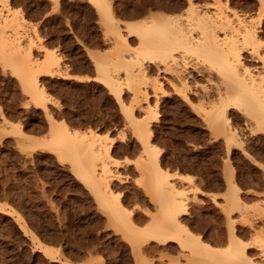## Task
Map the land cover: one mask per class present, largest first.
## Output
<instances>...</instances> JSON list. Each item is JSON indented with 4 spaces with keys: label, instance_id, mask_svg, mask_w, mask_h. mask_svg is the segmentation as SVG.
Returning a JSON list of instances; mask_svg holds the SVG:
<instances>
[{
    "label": "rangeland",
    "instance_id": "1",
    "mask_svg": "<svg viewBox=\"0 0 264 264\" xmlns=\"http://www.w3.org/2000/svg\"><path fill=\"white\" fill-rule=\"evenodd\" d=\"M104 2L117 20L118 33L112 32L107 17L91 0H0L3 13H11L16 24H4L0 30V264L194 263L188 259L186 239L184 247L178 243L182 250H176L150 236L170 222L164 208L167 196L158 189V177L162 182L166 178L175 192L184 193L186 223H194L191 229L213 246L228 244L232 221L243 230L251 221L264 228V123L257 130V124L243 120L245 110L233 108L229 125L235 126L237 141L227 142L222 131L217 130L221 137L210 121L188 107L184 116L192 123L177 130L159 128L160 113L153 104L157 90L151 84L154 69H148L146 79L137 78L135 85L128 86L124 66L112 64L115 55L126 59L133 50L138 52L136 34L126 23L142 19L131 13L141 0ZM252 11L251 16L257 17ZM4 36H19L21 48L11 46ZM49 54L59 64L51 73L40 68ZM25 57L32 61L33 74L44 90L42 103L21 79ZM97 62H108L109 72L120 83L119 100L98 77L104 74L97 70ZM137 68L135 64L133 71ZM165 89L163 104L179 108L182 97L168 86ZM134 97L151 108L133 106L132 112L148 125V151L152 159H158L161 176L125 115ZM213 128L219 136L213 135ZM64 131H75L79 138L93 131L98 140L92 148L91 139L84 145L78 141L71 152ZM98 154L109 159L112 203L116 205L115 197H119L134 227L109 213L83 179L82 170L87 172L91 164L99 163ZM162 184L163 190L166 184ZM235 186L241 187L238 193ZM231 195L238 199L232 201ZM149 225L154 228L146 230ZM217 233L224 242L217 243ZM249 233L244 231L241 239L250 241Z\"/></svg>",
    "mask_w": 264,
    "mask_h": 264
},
{
    "label": "bare ground",
    "instance_id": "2",
    "mask_svg": "<svg viewBox=\"0 0 264 264\" xmlns=\"http://www.w3.org/2000/svg\"><path fill=\"white\" fill-rule=\"evenodd\" d=\"M91 1L97 6L98 12L107 17V23L112 32L118 33L117 20L109 5L104 2L106 0ZM252 10L256 11L257 17L251 16ZM129 11L127 12L129 13ZM131 13L142 16L139 23H126V27L136 34L138 52L133 50L135 55L133 54L132 56L133 51L130 50L132 51L131 55L128 54V58L126 59L123 57V54L115 55L112 64L117 67L124 66L126 71L125 78L127 79L126 84L128 86L131 84L135 85L134 83H136L137 78H141V80L146 79L150 71L148 69H154L155 77H151L153 79L151 80V84L153 83V86L156 88L154 89L157 90L154 93L156 94V100L153 104L159 109V128L163 130L168 127L174 130L176 127H183V124L190 123L191 118L189 119L190 121L186 120L188 116L185 117L184 114L188 107H192V110H197L202 119L210 121V124L216 131H222L224 139L227 142L235 141L236 135H238V133L235 134V126L231 127L229 125L233 108L245 110L243 120L248 122L247 124L249 125L256 126L257 124L256 129H261L259 124L264 123V21L262 20L264 18V0H141L140 5L134 11L132 10ZM10 15L11 13H3V9L0 7V30L4 27V24H15L14 17ZM116 38L113 39L115 40ZM3 40H9L12 44L11 46L15 48H21L22 46L19 36H4ZM9 42L7 41V43ZM122 45L125 46L126 43H122L121 47ZM27 59L28 57L25 59L27 63H23V65L21 63L20 66L21 79L32 97L38 103H42L45 96L44 90L40 87L36 75L33 74L32 61L30 60L31 63H28L29 60ZM43 62L40 68L45 72L51 73L54 67H59L58 59L53 54L47 55ZM148 63H152L154 67L151 66L152 68H150V64L147 65ZM107 64L105 62H97V70L99 69L104 74V77H98L105 82L119 100L121 93L120 83L115 78L116 76L109 72V65ZM135 64L138 67L135 70L137 72L133 71ZM206 81H211V84H207ZM166 86L170 87L173 93L182 97L183 100L179 108L173 103L163 104V98L168 93L165 89ZM144 92L146 91L144 90ZM136 93L135 96L137 95ZM137 97L132 98L130 107L125 109V115L133 130L141 139L144 151L151 158L148 151L150 147L148 125L142 124L141 121L137 120L132 112L133 106L143 109L148 108L149 110L151 108L147 103V106L143 104L142 106L139 101L140 99ZM144 98L146 100V95ZM150 113L152 112L150 111ZM241 114L243 115V113ZM207 124L210 125L209 123ZM211 125L210 127H212ZM255 126L250 127L254 129ZM159 128L157 130L162 131ZM214 131L213 135L220 132L217 131L216 133ZM64 132V137L71 152L76 151L75 146L78 141L83 144L88 139H91L89 144L92 148L98 140V135L93 131H90L88 137L83 136L82 138H79L78 133L75 131ZM219 134L221 136V133ZM185 135L190 134L185 133ZM57 137L60 136L57 135ZM108 150L109 147L105 151L107 157L109 156ZM107 157H104V159L103 156L99 157L98 154L96 158L100 160H98L99 163L91 164L87 172L82 170L83 179L96 193L95 196L99 202L104 206L106 205L105 207L109 213H112L118 220L121 219L123 222L129 221L128 224L134 227L133 220L128 216V211L122 210L119 197H115L116 205L112 203V192L109 191L111 190L109 187L111 176L109 174V159ZM152 161L156 167L157 176H161L158 159L153 157ZM161 180L162 178L158 177L156 183L160 188L164 185L162 183L166 184L164 186L165 189H158L167 196L166 202L168 206L163 207L165 209L168 208L166 210L170 222L168 226L160 223L161 227H157V233L155 234V231L150 236L156 237L161 244L170 245L175 249L178 247L181 250L184 247V239H186L190 243V245L188 244V247L190 246L189 250H187L189 254L188 259L190 258L195 261L192 264H264V228L262 226L257 225V223L255 224V221L250 222L249 220L248 229L243 230L237 228L234 221H232L228 235H226L228 237V244L225 247L213 246L205 241L200 233H196L194 232L195 230L191 229V225L194 227V223L192 222L196 220L192 221L190 226L186 223L185 216L182 215L187 212L185 210L186 206L184 208L185 204L183 205L185 197L181 196L184 193L175 192L171 185H167L168 181L166 178L165 180L163 178V182ZM235 190L238 193L241 187L235 186ZM230 198L234 202L238 199L235 195H231ZM122 211L127 214L124 212L122 214ZM122 218L125 220H122ZM196 223L198 224L199 222L196 221ZM196 223L195 225H197ZM262 224L264 225V223ZM150 228L153 229L154 227L152 225L150 227L149 225L146 230ZM244 231L250 232L249 234L253 236L250 241L241 239L242 236L240 234ZM217 232L219 231L217 230ZM221 235L220 233V235H217L218 239L215 238L219 244L223 241V237H221L222 239L220 238ZM178 243L183 247L178 245ZM181 253L183 252L181 251ZM188 259L186 260L188 261ZM197 261H200V263Z\"/></svg>",
    "mask_w": 264,
    "mask_h": 264
}]
</instances>
